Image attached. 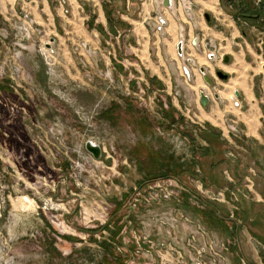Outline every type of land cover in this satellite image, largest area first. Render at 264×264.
Returning a JSON list of instances; mask_svg holds the SVG:
<instances>
[{
    "label": "rangeland",
    "instance_id": "374dc122",
    "mask_svg": "<svg viewBox=\"0 0 264 264\" xmlns=\"http://www.w3.org/2000/svg\"><path fill=\"white\" fill-rule=\"evenodd\" d=\"M16 1L0 0V264H264V223L247 207L264 164L252 169L230 142L220 153V131L195 108L200 90L210 101L216 90L189 47L179 60L169 48L188 25L206 56L215 46L223 58L201 30L208 14L224 29L234 19L264 60V0H173L168 20L152 14L162 0H98L106 29L96 11L86 21L97 44L64 34L60 43L56 18L36 21L41 36L19 57L14 20L21 6L33 16L35 1ZM52 38L45 58L40 40Z\"/></svg>",
    "mask_w": 264,
    "mask_h": 264
},
{
    "label": "crops",
    "instance_id": "0c3cea01",
    "mask_svg": "<svg viewBox=\"0 0 264 264\" xmlns=\"http://www.w3.org/2000/svg\"><path fill=\"white\" fill-rule=\"evenodd\" d=\"M34 1V4L28 6H30L31 12L38 23L54 26V19L56 18L58 22L57 30L60 34V43H64L66 40L70 42L69 38L66 39V37H62L64 34L66 36L70 35L71 39L84 38L94 45L97 44V40H94L95 32L91 28V30L86 28L87 17L94 14L95 11L97 12L96 21L101 22L106 29V17L103 15L98 0H54L56 4L54 13H52L50 8V4L53 0ZM17 2L18 1L16 0H12V5L16 6V8H18V5H16ZM161 4L162 5L160 6L157 4L154 5L152 14H158V12H160L158 10H163V12L168 15L166 17L168 20L171 17L169 16L171 15V12L163 5V0ZM38 8H41V13L37 11ZM220 13L221 10L218 9L217 14ZM137 14L139 13L137 12ZM130 22L132 23V20H130ZM135 23H137V26L134 27L136 30H140L142 27L146 28L145 26L148 25L147 21H136ZM208 23L211 25L201 26V30H203L206 35H211L215 40H219V45H221L220 49L223 50V61H212L209 59V55L206 56L204 52L199 49V43L195 41L196 38L194 37L195 32L188 25L185 26L184 29L182 28L181 30L178 29L174 31V34L171 35V40L172 42L175 41L169 48H172V54L174 53L178 59V57L181 58V56H184V54L187 53V47H189L191 51L190 55L193 58L188 57V62L192 60L193 64L196 63V65H194L198 70L204 66L205 75L214 82L211 86L216 90V92L213 93L214 99L211 101L209 99L208 105L205 108L199 103L200 107L195 106V108H197L198 115L200 116L199 118H201L202 121L210 122L218 132L220 131L221 138L219 139L217 137V141L220 144V153L224 155V148L228 145L227 142H230L236 148L244 149L250 167L252 169H257V165L264 164L263 57L257 54L254 48H252V45L246 40H240V38H238L239 30L234 19L233 22H228V25H226L227 29H224L225 27L217 26L215 23H212V20L210 19ZM226 30L229 32L230 37L233 40H229V37L225 35V33H227ZM160 34L164 36L165 32ZM54 42L56 43V39ZM179 43H181L182 55L178 52ZM64 50V53L68 54L65 45ZM157 52L159 54V51ZM225 58L227 59L226 61ZM184 68L186 67H183L182 69L184 70ZM190 70V75H192V77L195 76L194 78L197 80V74L195 73L196 70ZM217 70L227 74L228 79L224 81L217 79L215 76V71ZM200 75L202 78L200 81L202 82L204 79L202 74ZM203 83L206 84L205 81H203ZM199 86L201 87L202 84ZM203 92L205 93L206 91ZM227 114L236 118L238 129L241 131L240 133H237V135H233V133L228 134L227 131L222 130L224 128L222 117ZM238 162L239 161H237V163ZM238 169L239 167L237 168L236 166H233L232 174L235 178L237 177L236 174L239 173ZM238 180L239 178H236L234 182ZM253 181L254 183L252 182V186L249 185V189L253 192L252 198L248 199L247 203V207L252 210L253 214L249 219L252 220L251 222H253V224L259 222L264 223V216L258 214L254 215L255 209H264V179L258 174L253 178Z\"/></svg>",
    "mask_w": 264,
    "mask_h": 264
},
{
    "label": "built area",
    "instance_id": "2783aa9c",
    "mask_svg": "<svg viewBox=\"0 0 264 264\" xmlns=\"http://www.w3.org/2000/svg\"><path fill=\"white\" fill-rule=\"evenodd\" d=\"M21 1L23 2L24 0H21ZM13 30H14V37H15L13 48L16 49V52L14 53V55H17L18 57L20 56L22 51L27 50L29 41H31L34 36H41V32H42V29L37 25V22L32 16V14L28 12L26 9H24V6H21L19 9L18 16H16V19L14 20ZM43 37L44 35L42 36V38ZM40 42H41V47L39 48V50L41 51V54H44L43 56H45V58H47L49 54L56 52L53 47L55 42L50 43V39L49 40L45 39L44 41L40 40ZM49 43L51 44V48L46 47V45ZM262 43L263 42L261 41V44ZM83 48L84 49L87 48V44L84 42H81L75 47L74 52L75 53L79 52V54H81ZM209 48L207 51H211L210 53L216 56L217 48H215V46L214 47L210 46ZM225 116L223 117L224 119L223 124L226 121H228V119H226L227 117ZM234 121L229 118V122L228 123L226 122L227 123L226 127H229L231 131L237 132L238 129H235L236 121L235 122Z\"/></svg>",
    "mask_w": 264,
    "mask_h": 264
},
{
    "label": "water",
    "instance_id": "95a60500",
    "mask_svg": "<svg viewBox=\"0 0 264 264\" xmlns=\"http://www.w3.org/2000/svg\"><path fill=\"white\" fill-rule=\"evenodd\" d=\"M163 5L165 7H170L171 6V2L170 0H163ZM205 19L208 21L209 20V15L208 14H204ZM55 41L54 38L50 39V43H53ZM47 44L46 47L47 48H51V44ZM178 52L180 55H182V50H181V43H179L178 45ZM210 58L213 57V55H209ZM185 72L188 74V71L186 68H184ZM199 71L201 72L203 79L206 81V83L208 85H212V81L210 79H208L205 75V70L203 67H201L199 69ZM216 75L218 78L220 79H227V74L222 73L221 71H217ZM209 102V96L207 94H205L203 91L200 92V96H199V103L201 104V106L203 108H205L208 105ZM85 148L86 150L93 156L94 159H99L101 156V148L99 145L97 144H93L92 141H87L85 143Z\"/></svg>",
    "mask_w": 264,
    "mask_h": 264
},
{
    "label": "flooded vegetation",
    "instance_id": "af4514ba",
    "mask_svg": "<svg viewBox=\"0 0 264 264\" xmlns=\"http://www.w3.org/2000/svg\"><path fill=\"white\" fill-rule=\"evenodd\" d=\"M172 2H173V1H172ZM241 15H244V14H241ZM253 16H254V15L251 14L249 17H253ZM256 16H257L258 18L261 17V16L258 15V14L255 15L254 17H256ZM258 18H257V19H258ZM209 19H210V17H209ZM236 19L238 20L237 17H236ZM208 21H209V20H208ZM262 44H263V46H264V42H263ZM217 54H218L217 56L213 55V57H212V58H209V59L212 60V61H213V60H214V61H223L224 59L221 58V57H220V60H219V53H217ZM226 60H227V59L225 58V61H226ZM186 69H187V71H188V74H190L189 69H188V68H186ZM217 71H220V70H217ZM217 71H215V76H216V78L219 79V80H223V81H224V79H220V78L217 77V75H216V72H217ZM221 72H222V71H221ZM185 73H186V72H185ZM200 73H201V72H200ZM222 73H223V72H222ZM224 74H225V73H224ZM186 75H187V73H186ZM187 76H189V75H187ZM206 77H207V76H206ZM208 79H209V78H208ZM227 79H228V75H227ZM227 79H225V80H227ZM210 80H211V79H210ZM204 81H205V80H204ZM211 81H212V84H213V83H214L213 80H211ZM205 83H206V81H205ZM206 84H207V83H206ZM207 85H208V84H207ZM208 86L211 87L212 85H208ZM228 116L230 117V119L233 118L231 115H228ZM223 117H224V116H223ZM227 132H228V131H227ZM237 132L239 133L238 130H237Z\"/></svg>",
    "mask_w": 264,
    "mask_h": 264
},
{
    "label": "bare ground",
    "instance_id": "6f19581e",
    "mask_svg": "<svg viewBox=\"0 0 264 264\" xmlns=\"http://www.w3.org/2000/svg\"><path fill=\"white\" fill-rule=\"evenodd\" d=\"M172 0H170V2H171ZM172 4V3H171ZM205 4V3H204ZM207 4V3H206ZM209 5V4H208ZM167 8V7H166ZM143 42H145V41H143ZM171 47V46H170ZM172 48H170V50H171ZM147 50V49H146ZM144 52V51H143ZM261 60V59H260ZM258 66V65H257ZM228 69V68H227ZM237 69V68H236ZM237 71V70H236ZM187 75H189V74H187ZM189 77V76H188ZM214 96V95H213ZM250 99V98H249ZM253 107V106H252ZM256 110V109H255ZM252 111V110H251ZM252 114V113H251ZM253 118V117H252ZM251 123V122H250ZM257 123V122H256ZM247 125V124H246ZM249 125H251V124H249ZM92 143L93 144H96L95 142H93L92 141Z\"/></svg>",
    "mask_w": 264,
    "mask_h": 264
}]
</instances>
